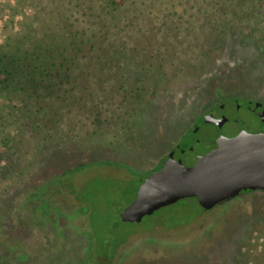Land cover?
Instances as JSON below:
<instances>
[{"label": "trees", "instance_id": "16d2710c", "mask_svg": "<svg viewBox=\"0 0 264 264\" xmlns=\"http://www.w3.org/2000/svg\"><path fill=\"white\" fill-rule=\"evenodd\" d=\"M263 11L264 0H14L2 26L0 98L22 102L9 104V118L22 139L5 135L3 140L18 145L21 156L0 179L21 176L38 152L78 137L70 133L73 117H68V131L59 118L79 109L78 98H124L134 106L123 119L113 113L110 118L93 114L90 127L99 129V141H110L105 124L125 127L137 120L143 108L139 98L157 85L167 86L170 73L179 82L205 68L206 54L237 39L233 34L246 27L249 34L241 39L260 37L254 34L264 32L258 18ZM124 64L136 74L132 83L117 85L116 71ZM63 98H74L66 113ZM54 114L58 119L47 122ZM29 133L34 151L26 146Z\"/></svg>", "mask_w": 264, "mask_h": 264}, {"label": "rangeland", "instance_id": "374dc122", "mask_svg": "<svg viewBox=\"0 0 264 264\" xmlns=\"http://www.w3.org/2000/svg\"><path fill=\"white\" fill-rule=\"evenodd\" d=\"M12 6H14V0H0V43L3 41V22L8 18L9 7ZM26 11L31 13L29 7L26 8ZM18 18L17 16L15 20ZM258 18L264 24V11ZM248 31H250L248 27L237 31L233 34V36L238 37L237 39H228L218 49H211L205 56V68L189 74L187 78L179 80V82H175L172 73H170L169 79H171V82H168L167 86L157 85L152 88L157 93H151L154 92V90H151L148 95L139 98L143 108H141L138 115V121H131L132 123H129V125L132 127H146V130L139 137L140 141L137 140L140 144L136 149L133 150V148L127 147L121 149L119 153H126L128 155L126 159L143 164L166 140L173 141L183 129H188L195 123H199L201 121L199 113L203 110V105L208 100L215 98L217 92L238 96L264 93V32L263 35H256V37H260L253 40L241 39V37L249 34ZM255 33L257 34L258 30ZM202 40L205 41L204 37ZM245 41L255 43L260 47ZM131 69L132 67L128 64H124L119 69L117 68V85L133 82L132 78L136 72ZM95 73L99 74L98 71H95ZM70 100H74V98ZM77 100H79V103H77L79 109L72 110L73 114H65L62 118L64 122L66 121V128H69L70 124L68 123H71L68 117H73L74 128L78 129L83 126L82 128L90 129L89 121L93 114L103 113V117H107L110 113H113L114 117L121 118L126 110L129 112L131 108H134L129 100L126 101L124 98H94L90 101H87L86 98H78ZM231 100L228 101V110L231 112L229 116L236 118L237 123L226 124L223 126L222 131L226 135H234L240 128L252 132L260 129V120L245 107L243 97L236 102H231ZM81 102L84 103L79 105ZM148 102L150 104H146ZM9 104L19 106L22 102L20 98H11L10 100L3 96L0 98V176L9 171L12 162L14 161V164H16L17 159L21 156L18 145L14 147L11 141L5 140L3 142L5 135L12 138L17 129L9 118ZM238 105L241 106L240 109H238ZM63 112L66 113V109ZM13 113L16 117L18 111L14 109ZM104 127L111 128L106 124ZM188 131L189 129L186 132L188 133ZM164 133H167V135H164ZM216 133V127L205 125L201 133L203 141L196 146V152L201 154L207 152L213 146V138ZM131 136H134V134ZM92 137L98 138L97 135ZM192 138H194V135L188 133L181 144L183 146L188 145ZM87 140L91 141V139ZM74 142L76 143V141ZM104 148L107 147L102 149ZM13 150L15 151L13 152ZM89 150L91 149L84 146L78 148L69 143L65 146L61 143L60 146L55 145L52 149H46L40 155L38 152L33 161L35 166H26L19 173L22 176L18 177L17 173H13V177L17 178L16 181L12 179L13 177L8 180L0 179V264H19L21 260L17 256L20 254L31 253V257L36 255L40 256L41 259L43 256L48 255L45 248H38V246H41L38 244L41 240L48 241L54 238L52 234L55 221L47 222L46 234H44L41 221L37 220L38 217H36V220L33 218L35 210L41 209L44 204L32 201L37 194H31V192L34 189L39 193L43 192L45 184L55 181L62 170L67 169L73 160L82 158ZM146 153L149 154L146 156ZM187 162H190V159ZM91 165L96 166L98 164L92 163L85 167H91ZM82 168L84 169L83 166ZM33 170H35L34 178L32 175ZM95 171L97 170L93 167L89 172L78 174L77 180H83L89 173L92 174ZM66 185L71 186L72 179ZM50 187L53 188L51 185ZM122 199L126 201L125 198ZM33 204H35V208ZM109 209L113 214L115 209L112 206ZM173 215L174 222L170 225H180L188 221L192 225L188 226L190 228L186 227L181 230L178 235H151L136 241V243L134 242L131 253L133 256L144 259L138 263L135 261L133 264H149L152 261L153 263L150 264H156L155 262L159 258L163 259L164 264H167L166 262H169L168 264H175V262H178L177 264H187L191 258L206 257L211 253L210 250L219 244L223 234L230 231L231 226H235V224L237 226L240 223L239 221L250 222L252 216L256 227L261 232L251 237L250 243L254 245L256 251L240 253V255H243L241 261H243V264H248L246 262L248 256L246 257V255H252L255 263H263L264 232L261 230L263 225L259 222V219H264V195L242 194L239 199L230 200L206 214L196 201H181L158 215L159 218L163 217L162 219L159 221L153 219L148 221V224L150 226L166 225L167 219ZM110 219H112V216H109ZM140 228L142 227L132 225L134 230H140ZM241 228L242 231L245 230V225ZM63 237L68 238L66 231H64ZM245 238V235L241 233L236 239H230L231 252L228 255L232 254L234 245L240 244V247L243 246L245 243L242 241ZM35 240L40 241L35 243ZM26 250L28 253H26ZM210 259L214 261V255ZM227 264H229L228 261Z\"/></svg>", "mask_w": 264, "mask_h": 264}, {"label": "flooded vegetation", "instance_id": "af4514ba", "mask_svg": "<svg viewBox=\"0 0 264 264\" xmlns=\"http://www.w3.org/2000/svg\"><path fill=\"white\" fill-rule=\"evenodd\" d=\"M254 35H263V33H255ZM241 97H243L245 101V107L261 122L260 129L256 131L264 130V121L261 120V115H257L259 112L264 113V93L238 96L234 94L227 95L219 91L215 94V98L208 100L203 105V110L199 113L200 116L198 114V116L201 117V121L188 128V133L194 135V138H192L188 145L183 146L181 144L183 138L188 134L186 132L188 129H183L173 141L169 142L166 140L143 164H138L132 160L126 159L128 155L126 153H119V151L127 147L133 148V150L136 149L140 144L137 140L140 141L139 137L145 132L146 127H132L128 125L125 127L115 126L110 129L106 128L108 129V133H111L110 141H99L103 139H101L99 135L98 128H74L73 132L70 133L78 134V137L71 136L69 140L64 139V146L69 143L78 148L84 146L91 150L82 158L80 157V159L73 160L67 169L65 168L62 170L55 181L45 184L43 186V192L39 193V191H35V189L31 192V194H37L32 201L44 204V207L35 210L36 212H34L33 218L36 220V217H38L37 220L41 221L44 234H46L47 222L54 220L55 228L52 234L54 238L48 241L44 239L41 240V242H39L40 240H35V243L39 242L40 244L38 245H41L38 246V248L43 247L47 250V256H43L41 259L40 256L36 255L31 257V253L26 255L20 254L17 256L18 259L21 260L19 264H24V262H26L25 264H133L135 261L138 263L144 258L133 256L131 253L134 242L136 243V241L151 235H178L180 231L184 230L186 227L190 228L188 227L192 225L190 221L180 225H170L174 222V215L167 219L166 225L160 224L158 226H150L148 221L153 219L159 221L163 217L161 216L162 218H159L158 215L181 201L194 200L198 203L196 197L182 198L174 203L160 207L152 214L145 215L139 222L123 220L121 218V213L135 199L139 186L143 181L152 172L164 166L169 153L173 152L175 156V152L178 150L179 153L185 155L186 151L190 149V145L196 140L195 130L198 126L203 124L206 114L212 113L218 117L225 114L229 116L231 112L227 110V107H229L228 101L232 99L231 102H236ZM63 99V102L65 101L66 103L64 107H66L65 109L67 112L73 100H70L71 98H69L70 101L67 100V98ZM21 105L22 104L19 106ZM240 107L241 106L238 105V109H240ZM262 116L264 117V114H262ZM59 118L62 119L61 116H59ZM45 119L47 122L50 119L57 120L58 116L54 114L47 116ZM233 121H237V119L234 118ZM31 125L33 124L31 123ZM68 129L69 128H66V131H68ZM17 132L16 129V134H14L13 137L17 140L22 139V136H20L22 132ZM90 132H94L93 134L97 135L98 138L88 137L86 134ZM132 134H134V136H131ZM164 135H167V133H164ZM87 139H91V141ZM85 140H87V142H85ZM74 141H76V143ZM61 143L55 145L60 146ZM55 145L48 146L44 148L43 151L52 149ZM26 146L27 148L29 147L28 150L30 151L35 150V139L32 135ZM103 147L107 148L102 149ZM148 154L149 153H146V156ZM34 160V158L29 159L30 163H28V167L35 166ZM92 163H97L98 165H91V167H88ZM86 165L88 166L85 167ZM93 167H95L97 171L92 174L89 173L83 180H77L79 177L78 174L89 172ZM32 175L34 178L35 170H33ZM71 179L72 185L67 186V182L71 181ZM50 185L53 188H51ZM242 194L264 195V190H243L233 199H239ZM122 198H125L126 201ZM198 205L205 214L214 211L220 206L215 205L210 209H205L199 203ZM33 206L35 208V204H33ZM111 206L115 209L113 214H111L109 209ZM109 216H112V219L109 220ZM239 222L237 226L236 224L235 226H231L230 231L223 234L219 244L215 245L214 248L210 250L212 254L210 253L206 257L200 256L191 258L187 264H227V261L229 264H243V261H241V256L243 258V255H240V253H244L245 251L252 253L256 251L254 245L250 243L251 237L261 231L256 227L253 216L250 222ZM259 222L263 225L261 230L264 232V219H259ZM132 225L141 226L142 228H140V230H134L132 229ZM244 225L245 230L242 231L241 226ZM64 231L68 233V238L63 237ZM241 233L246 237L245 240H241L245 244L241 247L240 244L234 245L232 254L228 255L231 252L230 239H236ZM26 253H28L27 250ZM212 255H214L215 258L214 261L210 259ZM246 257V262H248V264H257L252 255H246ZM238 258L239 260H237ZM262 258V264H264V255ZM150 263H153V261L149 262V264ZM155 263L164 264L165 262H163V259L159 258ZM166 263L168 264L169 262ZM177 263L178 262H175V264Z\"/></svg>", "mask_w": 264, "mask_h": 264}, {"label": "water", "instance_id": "95a60500", "mask_svg": "<svg viewBox=\"0 0 264 264\" xmlns=\"http://www.w3.org/2000/svg\"><path fill=\"white\" fill-rule=\"evenodd\" d=\"M228 110V107H227ZM263 112L257 113L261 115ZM228 115L208 113L195 130L196 140L185 155L177 150L168 155L164 166L152 172L139 186L135 199L123 210L121 218L139 222L145 215L182 198L196 197L205 209L221 205L243 190H264V130L240 128L226 135L222 128L237 123ZM205 125L216 127L213 146L196 152ZM180 148V147H179ZM190 159V162L187 160Z\"/></svg>", "mask_w": 264, "mask_h": 264}]
</instances>
